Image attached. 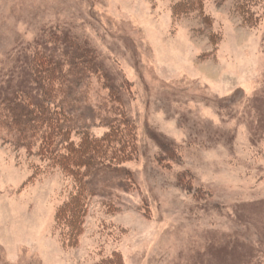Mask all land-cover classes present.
<instances>
[{"label":"rangeland","instance_id":"rangeland-1","mask_svg":"<svg viewBox=\"0 0 264 264\" xmlns=\"http://www.w3.org/2000/svg\"><path fill=\"white\" fill-rule=\"evenodd\" d=\"M242 1L0 0V91L38 49L90 43L108 75L89 100L122 89L134 178L87 196L70 241L58 214L81 184L0 130V264H264V0L251 22Z\"/></svg>","mask_w":264,"mask_h":264},{"label":"trees","instance_id":"trees-1","mask_svg":"<svg viewBox=\"0 0 264 264\" xmlns=\"http://www.w3.org/2000/svg\"><path fill=\"white\" fill-rule=\"evenodd\" d=\"M255 1L241 3L247 22L257 17ZM71 37L67 34L64 44L38 49L29 59L21 79L16 80V86L0 91V130H7L5 134L16 141L17 146L51 159L77 178L81 184L78 193L58 214L64 236L74 241L80 226L85 225L87 196L116 197L122 190L131 189L134 178L122 166L129 156L132 137L127 130H121V124L115 127L119 122L130 123L126 114H122L125 117L118 114L125 107L119 93L122 89L108 77L109 104L97 107L90 103L88 93L93 79L104 74L105 69L90 43H76L70 41ZM106 106L110 111L104 110ZM100 121L114 126L103 137L92 131ZM117 131L125 136L119 139ZM75 133L84 136L81 142ZM66 227L70 229L68 233ZM122 260L117 254L99 264H123Z\"/></svg>","mask_w":264,"mask_h":264}]
</instances>
